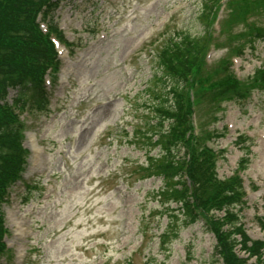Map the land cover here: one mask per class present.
Listing matches in <instances>:
<instances>
[{"label": "rangeland", "instance_id": "374dc122", "mask_svg": "<svg viewBox=\"0 0 264 264\" xmlns=\"http://www.w3.org/2000/svg\"><path fill=\"white\" fill-rule=\"evenodd\" d=\"M93 1H61L54 11L73 51L60 57L49 109L20 115L29 155L23 183L2 205L13 259L0 264H211L215 239L202 219L188 226L174 219L176 234L160 243L168 216L148 213L161 179L139 178L140 164L157 153L145 137L154 103L146 91L160 74L157 50L174 30L202 32L201 0ZM239 12L223 18L218 8L214 28L226 34L207 54L210 81L226 74L231 55L236 76L249 83L264 62V40L254 32L264 27V3ZM227 38L237 47L224 55ZM254 86L240 102L228 93L201 95L196 130L203 143L212 132L218 177L246 159L241 223L251 239H264V92ZM238 132L253 139L245 156L234 144Z\"/></svg>", "mask_w": 264, "mask_h": 264}, {"label": "trees", "instance_id": "16d2710c", "mask_svg": "<svg viewBox=\"0 0 264 264\" xmlns=\"http://www.w3.org/2000/svg\"><path fill=\"white\" fill-rule=\"evenodd\" d=\"M256 1L264 3V0H227L226 18L233 16L236 10L242 14ZM215 2L200 1L201 33L194 35L189 30H174L157 50L160 74H156L154 84H160L152 85L146 91L152 95L154 103L145 131L148 145L157 148V153H148L146 162L140 164L143 172L139 178L159 176L162 180L161 187L151 192L156 201L154 210L166 214L169 219L170 229L163 230L159 236L162 245L167 243L170 233L176 234L171 228L174 219V222H182L183 226L203 219L215 239L211 264H264V240L251 239L241 224L240 213L245 205L242 180L236 175L224 179L217 177L214 153L201 143L202 138L194 133L192 124L194 106L204 90H210L214 98L228 93L238 102L249 92L250 83L255 85L252 88L256 92H264V62L260 68L254 69L250 83H240L233 74L228 57L226 74L210 81L205 55L210 45L215 43L209 32L210 12ZM55 3L53 0H0V207L9 187L21 179L27 155L21 144V123L16 110L45 112L49 109L43 75L48 68L53 74L58 70L49 35L55 33L61 39L50 16ZM38 13H42L44 19L50 16L47 33L38 27ZM223 32L225 35V28ZM254 32L258 39H264L263 28ZM227 39L229 44L224 45L227 52L224 55L228 54L229 47H237ZM216 46L219 47V42ZM9 89L14 90L11 103L7 101ZM191 91L195 99H191ZM246 140L239 135L236 141L241 144L244 154L250 153ZM172 203L177 206L171 207ZM216 212H223V215L217 217ZM4 230L0 208V260L10 262L13 257L2 240ZM251 258L255 262H250Z\"/></svg>", "mask_w": 264, "mask_h": 264}]
</instances>
